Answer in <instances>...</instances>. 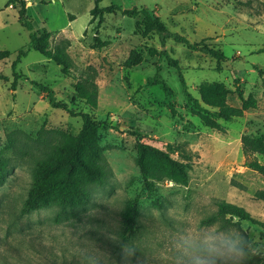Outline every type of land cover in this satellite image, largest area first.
Returning <instances> with one entry per match:
<instances>
[{
    "label": "rangeland",
    "instance_id": "374dc122",
    "mask_svg": "<svg viewBox=\"0 0 264 264\" xmlns=\"http://www.w3.org/2000/svg\"><path fill=\"white\" fill-rule=\"evenodd\" d=\"M122 9L147 8L164 25L192 43L221 50L218 60L169 39L165 49L177 60L171 65L160 37L136 33L138 17L106 14L98 29L91 11L95 0H27L34 30L51 34L56 47L68 42L71 64L67 73L31 47L30 30L19 22L18 7L0 0V160L7 163L6 182L0 185V264H173L172 244L181 233L204 226L233 229L262 247L252 264H264V176L245 166L254 158L243 152L242 138L264 141V0H102ZM160 11V14H159ZM164 13V14H163ZM98 35L106 45H94ZM25 50L17 70L23 74L16 91L11 64ZM142 57L130 65L131 53ZM182 72L193 99L202 100L203 85L221 84L230 91L227 104L240 108L238 86L257 107L220 128L206 125L205 114L185 93ZM164 79L173 91L147 84ZM34 82L54 91L75 112L89 113L101 122L99 144L105 178L88 186L90 199L81 205L51 204L23 212L38 166L64 135L79 134L83 120L53 109ZM97 86L98 107L78 96L77 86ZM172 107L176 112H173ZM137 133L143 142L167 152L189 167L187 185L170 180L163 161L153 158L150 185L137 163ZM264 163V156L257 155ZM139 198L137 227L124 236L126 213ZM243 207L259 223L217 216V203ZM209 218L212 223L205 224ZM131 250L133 255L127 256Z\"/></svg>",
    "mask_w": 264,
    "mask_h": 264
},
{
    "label": "trees",
    "instance_id": "16d2710c",
    "mask_svg": "<svg viewBox=\"0 0 264 264\" xmlns=\"http://www.w3.org/2000/svg\"><path fill=\"white\" fill-rule=\"evenodd\" d=\"M13 7H18L19 22L30 30L31 47L42 54L45 58L54 61L62 67L63 73H67L71 64L67 54L68 42L64 41L56 47L51 44V34L46 31L34 30L33 23L28 18L27 0H9ZM102 0H95V7L91 14L93 18H98L97 28L99 29L105 22L106 14L120 12L125 16L138 17L142 15V22L136 23V33L142 37H147L150 33H155L160 37L163 50L159 52V56H164L168 62L180 70L177 60L173 59L171 54L165 49L167 40L174 39L176 42L185 44L188 48L194 51H201L209 54L212 57L222 60L225 59L224 53L213 47H210L203 40L202 42L192 43L179 33L171 32L155 15L154 11L147 8H138L134 6L131 9H122L121 6L112 4L108 7H100ZM94 45H106L108 41H102L98 35L94 37ZM10 56L7 50H0V60ZM26 56V51H19L16 59L12 62L11 68L13 73V83L11 90L16 91L18 81L24 77L17 68L22 58ZM129 63L131 66H136L142 62V57L132 52ZM180 82L185 93L189 98L192 96L187 90L186 80L182 72H179ZM35 86L46 93L49 103L53 109H62L73 116H80L83 120L82 128L78 135H64L62 140L55 146L49 157L42 162L36 171L33 185L28 193V196L23 205V212L29 213L33 210L47 207L51 204L58 205H81L89 201L90 194L88 186L94 183L101 182L106 171L102 164V151L99 144V129L101 122L94 119L89 113L75 112L68 105L57 100L54 91L37 82ZM147 84L154 86L159 85L167 94L173 95V91L168 83L159 78L157 75L149 77ZM78 96L85 100L92 108L98 107V89L97 86L84 87L82 84L77 86ZM230 91L221 84L203 85L201 87V95L203 102L209 107L216 108L210 111L203 107L198 99H193L195 107L203 111L204 122L207 126L219 129V119L229 121L235 117L244 116L249 109L257 107V100L252 97H245L243 91L238 86L237 94L241 101V107L236 108L227 104V97ZM173 112H176L172 107ZM138 140V158L137 163L140 167L144 182L148 185L153 166L150 159L157 158L164 163L165 173L170 180L184 185L189 181V167L187 163L180 162L172 158L167 152L156 148L148 143L143 142V135L136 134ZM243 152L246 156H254L251 160L245 162V166L258 172L264 176V163H262L257 155L264 156V141L261 138L245 135L242 138ZM9 171L7 163L0 160V185H3L8 177ZM259 199H264V191L257 193ZM139 214V198L136 197L126 213V221L124 228V236L130 237L134 234L137 227V216ZM237 217L241 220L259 223L249 212L243 207L232 203L221 201L217 203V216ZM213 218H209L204 223H212ZM264 227V224H260ZM259 256L253 255L248 259V264H252L253 260Z\"/></svg>",
    "mask_w": 264,
    "mask_h": 264
},
{
    "label": "clouds",
    "instance_id": "9594fccd",
    "mask_svg": "<svg viewBox=\"0 0 264 264\" xmlns=\"http://www.w3.org/2000/svg\"><path fill=\"white\" fill-rule=\"evenodd\" d=\"M182 242L172 244L173 264H248L249 256L262 247L233 229L204 226L195 232L180 234ZM129 250L126 255H133Z\"/></svg>",
    "mask_w": 264,
    "mask_h": 264
},
{
    "label": "crops",
    "instance_id": "0c3cea01",
    "mask_svg": "<svg viewBox=\"0 0 264 264\" xmlns=\"http://www.w3.org/2000/svg\"><path fill=\"white\" fill-rule=\"evenodd\" d=\"M159 14H160V11H159ZM164 14V13H163ZM162 19V18H161Z\"/></svg>",
    "mask_w": 264,
    "mask_h": 264
}]
</instances>
